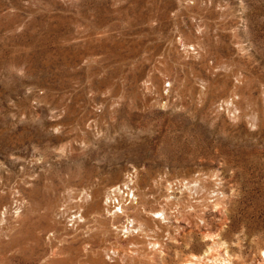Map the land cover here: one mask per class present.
Returning a JSON list of instances; mask_svg holds the SVG:
<instances>
[{
  "label": "rangeland",
  "instance_id": "obj_1",
  "mask_svg": "<svg viewBox=\"0 0 264 264\" xmlns=\"http://www.w3.org/2000/svg\"><path fill=\"white\" fill-rule=\"evenodd\" d=\"M190 260L264 264V0H0V264Z\"/></svg>",
  "mask_w": 264,
  "mask_h": 264
},
{
  "label": "bare ground",
  "instance_id": "obj_2",
  "mask_svg": "<svg viewBox=\"0 0 264 264\" xmlns=\"http://www.w3.org/2000/svg\"><path fill=\"white\" fill-rule=\"evenodd\" d=\"M129 177H131V175L129 176ZM132 186V185H131ZM133 188V187H132ZM114 190H117L118 191V194L117 195H120L121 196V198H120V196H115L116 194H114V195H112L110 192H109V196H108V200H107V209L110 211V210H112V207H115L116 208V205H121V212H119L118 210H115V212L117 211V212H119V213H122V212H124V204H125V202H123V196L120 194V192L119 191H121V190H123V193L125 192L126 193V195L130 198H132V197H134L135 196V194L133 193V191H131V187H129V183H125V187L123 188H121V186H119V187H116ZM126 199V198H125ZM128 199V198H127ZM127 199H126V201H127ZM128 200H130V199H128ZM116 201H118V204L116 203ZM133 202V199H131L128 203H132ZM138 203V202H137ZM113 204V205H112ZM115 204V205H114ZM114 208V209H115ZM79 212V211H78ZM114 212V213H115ZM80 213V216H79V218L82 216V213L81 212H79ZM82 218V217H81ZM78 221H79V219H76V223H78ZM128 226H130L129 224H128ZM134 226V225H133ZM136 228H139V227H136ZM123 229V228H122ZM129 230H131L132 231V226L131 227H128V231ZM140 230V229H139ZM138 230V231H139ZM122 234V233H121ZM145 234V233H144ZM149 245V244H148ZM115 251V250H114ZM211 251H212V249L210 250H208V252H205V255L207 254V255H209V254H211ZM116 252V251H115ZM112 254H113V251H112ZM110 255V254H109ZM213 255V254H212ZM228 255V254H227ZM114 256V255H113ZM203 257H205V256H203ZM202 258V257H201ZM192 260V259H191ZM191 260H190V262L189 261H187L186 263H183V264H200L198 261H199V259H198V261H193V262H191ZM197 260V259H196ZM201 260V259H200ZM203 261V260H202ZM204 262V261H203ZM215 262V261H214Z\"/></svg>",
  "mask_w": 264,
  "mask_h": 264
},
{
  "label": "built area",
  "instance_id": "obj_3",
  "mask_svg": "<svg viewBox=\"0 0 264 264\" xmlns=\"http://www.w3.org/2000/svg\"><path fill=\"white\" fill-rule=\"evenodd\" d=\"M116 209L119 211V212H121V205H116ZM63 210V209H62ZM79 216H80V213L75 209V210H72V213L70 214V216L69 217H67V222H68V224H69V226H75V225H77V223H76V219H81V217L79 218ZM127 224H129L130 226H132V231L133 230H136L134 227H135V224L133 223V221L131 222V220L130 221H127L126 223H125V225H127ZM134 225V226H133ZM126 228V227H125ZM126 230H127V228H126ZM112 252V251H111ZM109 257V256H108ZM110 258V257H109Z\"/></svg>",
  "mask_w": 264,
  "mask_h": 264
}]
</instances>
